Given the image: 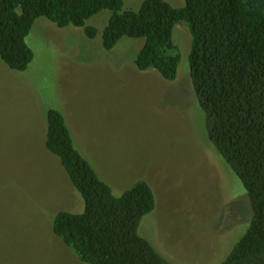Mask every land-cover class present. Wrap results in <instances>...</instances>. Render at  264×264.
Masks as SVG:
<instances>
[{"label":"rangeland","instance_id":"rangeland-1","mask_svg":"<svg viewBox=\"0 0 264 264\" xmlns=\"http://www.w3.org/2000/svg\"><path fill=\"white\" fill-rule=\"evenodd\" d=\"M143 1L125 0L124 9ZM110 15L87 21L100 30L94 39L39 17L26 38L35 55L28 68L11 69L0 57V264H86L53 230L57 212H81L85 203L46 147L50 108L66 115L77 146L116 195L138 179L153 186L158 207L139 233L173 264H220L250 226L247 191L207 136L190 75V27L175 28L182 60L170 81L137 67L143 38L103 48Z\"/></svg>","mask_w":264,"mask_h":264},{"label":"trees","instance_id":"trees-1","mask_svg":"<svg viewBox=\"0 0 264 264\" xmlns=\"http://www.w3.org/2000/svg\"><path fill=\"white\" fill-rule=\"evenodd\" d=\"M124 5L125 0H0V57L24 71L35 56L26 38L39 17L62 28L81 27L94 39L100 30L87 21L109 10L103 48L112 50L124 37L143 38L137 67L157 69L173 81L182 60L174 31L187 24L190 75L208 139L242 181L252 206L248 230L220 264H264V0H185L181 7L144 0L138 10ZM46 116V147L60 158L85 203L81 212H57L54 233L86 264H173L139 233L143 218L158 207L153 186L138 179L116 195L77 146L66 115L50 108Z\"/></svg>","mask_w":264,"mask_h":264}]
</instances>
